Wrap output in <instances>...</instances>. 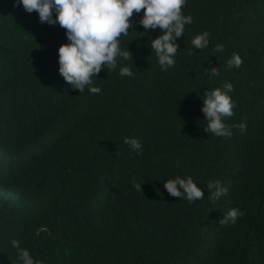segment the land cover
<instances>
[{
	"label": "trees",
	"instance_id": "trees-1",
	"mask_svg": "<svg viewBox=\"0 0 264 264\" xmlns=\"http://www.w3.org/2000/svg\"><path fill=\"white\" fill-rule=\"evenodd\" d=\"M142 12L119 38L133 76L102 69L101 92L89 94L58 73L65 30L0 0V264H18L11 239L43 264H264V0H187L192 23L167 71L149 47L160 30L143 29ZM203 30L209 46L189 55ZM233 53L243 63L226 70ZM225 81L236 105L226 122L245 130L216 137L201 99ZM126 136L140 140L139 156ZM177 174L204 197L170 196L163 181ZM214 179L228 187L216 201ZM230 208L243 215L221 224Z\"/></svg>",
	"mask_w": 264,
	"mask_h": 264
},
{
	"label": "clouds",
	"instance_id": "clouds-1",
	"mask_svg": "<svg viewBox=\"0 0 264 264\" xmlns=\"http://www.w3.org/2000/svg\"><path fill=\"white\" fill-rule=\"evenodd\" d=\"M187 0H13L25 12L36 11L39 22L58 25L65 30L66 42L57 49L58 73L68 87L83 93L99 94L101 89L93 86V78L103 69L115 71L120 77H132V53L125 46H120L119 38L127 36L132 26L133 13H141L138 23L145 30L159 28V34L149 40V47L154 51L156 62L162 71L172 68L176 61L177 38L185 32V25L192 23L191 15L182 13ZM53 13L55 15L53 16ZM142 35V34H141ZM188 54L192 49L202 50L209 46V32L203 30L194 35ZM222 44H216L213 52H221ZM243 63L237 53H233L225 64L226 70L239 68ZM205 74L211 77L219 75L217 67H209ZM233 86L225 81L222 86L207 90L203 94L200 111L207 122L205 133L216 137H231L232 128L245 130V123L229 125L226 118L233 115L235 102L230 97ZM137 156L141 154L142 144L135 137H123ZM133 187L141 192V183L133 180ZM163 187L170 196L179 197L189 204L201 200L204 195L192 176L179 174L163 181ZM209 199L216 201L228 195L226 183L218 179L206 184ZM239 208H230L219 221L221 224H235L237 217L242 216ZM10 245L16 250L18 264H43L33 257L27 248L21 247L18 239H11Z\"/></svg>",
	"mask_w": 264,
	"mask_h": 264
}]
</instances>
